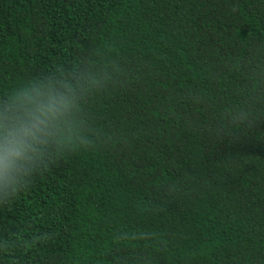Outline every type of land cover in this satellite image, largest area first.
<instances>
[{"label": "trees", "instance_id": "16d2710c", "mask_svg": "<svg viewBox=\"0 0 264 264\" xmlns=\"http://www.w3.org/2000/svg\"><path fill=\"white\" fill-rule=\"evenodd\" d=\"M48 84L0 264H264V0H0V109Z\"/></svg>", "mask_w": 264, "mask_h": 264}, {"label": "clouds", "instance_id": "9594fccd", "mask_svg": "<svg viewBox=\"0 0 264 264\" xmlns=\"http://www.w3.org/2000/svg\"><path fill=\"white\" fill-rule=\"evenodd\" d=\"M73 97L55 85L18 90L0 109V183L15 178L60 131Z\"/></svg>", "mask_w": 264, "mask_h": 264}]
</instances>
